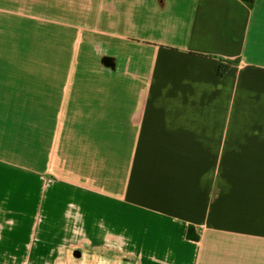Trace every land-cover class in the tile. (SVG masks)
I'll return each instance as SVG.
<instances>
[{
  "label": "crops",
  "instance_id": "0c3cea01",
  "mask_svg": "<svg viewBox=\"0 0 264 264\" xmlns=\"http://www.w3.org/2000/svg\"><path fill=\"white\" fill-rule=\"evenodd\" d=\"M62 103L75 137L131 136L129 212L88 225L111 259L264 264V0H0V264H47L55 247L33 245V185L3 178L1 137L24 135L32 162Z\"/></svg>",
  "mask_w": 264,
  "mask_h": 264
},
{
  "label": "rangeland",
  "instance_id": "374dc122",
  "mask_svg": "<svg viewBox=\"0 0 264 264\" xmlns=\"http://www.w3.org/2000/svg\"><path fill=\"white\" fill-rule=\"evenodd\" d=\"M60 108L57 104L51 106L54 118L46 126L50 132L49 146L42 148L36 142L41 136L35 135L32 162L30 159L27 161L24 135L1 137L2 176L14 177L17 183L13 185L19 191L26 184L33 185V245L35 247L37 242L55 245L47 264H118L122 254L115 253L114 259H111L107 251L110 246H106L109 244L100 237V232L88 225L97 222L104 225L107 218L120 222L125 217L123 215L129 212L121 203L120 179L128 162L131 136L75 137L73 127L76 121L71 114H67L70 112L69 105L62 103ZM4 109L8 112L9 104ZM49 115L52 117L53 114ZM37 122L38 125L34 126L40 128L41 123ZM12 126L20 127L21 120L14 118ZM107 157L110 159L106 160ZM72 210L77 215L74 223L78 228L80 223L83 227L82 238L74 240H70L66 232L71 221L70 216L65 215ZM130 214L133 215V212ZM102 230L106 228L100 227L99 231ZM57 231L66 232L65 238L54 237ZM8 245L3 246L9 249ZM74 254L84 259H76Z\"/></svg>",
  "mask_w": 264,
  "mask_h": 264
},
{
  "label": "water",
  "instance_id": "95a60500",
  "mask_svg": "<svg viewBox=\"0 0 264 264\" xmlns=\"http://www.w3.org/2000/svg\"><path fill=\"white\" fill-rule=\"evenodd\" d=\"M100 64L103 66L105 70L108 72H113L115 70L116 61L114 57L111 56H102L100 58Z\"/></svg>",
  "mask_w": 264,
  "mask_h": 264
},
{
  "label": "trees",
  "instance_id": "16d2710c",
  "mask_svg": "<svg viewBox=\"0 0 264 264\" xmlns=\"http://www.w3.org/2000/svg\"><path fill=\"white\" fill-rule=\"evenodd\" d=\"M241 1L248 4H252L254 2V0H241ZM227 70H228V66H225L224 64L220 65V70H219L220 74L225 73Z\"/></svg>",
  "mask_w": 264,
  "mask_h": 264
}]
</instances>
